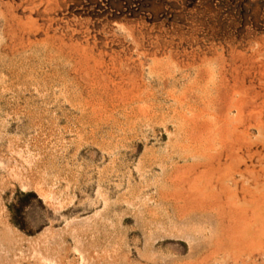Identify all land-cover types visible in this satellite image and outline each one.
Here are the masks:
<instances>
[{
	"label": "rangeland",
	"instance_id": "rangeland-1",
	"mask_svg": "<svg viewBox=\"0 0 264 264\" xmlns=\"http://www.w3.org/2000/svg\"><path fill=\"white\" fill-rule=\"evenodd\" d=\"M258 130L264 0H0V264H264Z\"/></svg>",
	"mask_w": 264,
	"mask_h": 264
},
{
	"label": "bare ground",
	"instance_id": "bare-ground-1",
	"mask_svg": "<svg viewBox=\"0 0 264 264\" xmlns=\"http://www.w3.org/2000/svg\"><path fill=\"white\" fill-rule=\"evenodd\" d=\"M258 136H260V138H264V130H258ZM261 165H262V167H264V157H262V159H261ZM234 176L237 177V172L234 173ZM239 177H243V176L239 175ZM223 183H224V186L227 188L228 187V181L226 180ZM243 184L245 185V187L247 189L252 190V192L255 194L254 198L251 196V199H254L255 203L254 202L250 203V206L255 209L254 212L256 214V217L257 218H264V206H262L260 209H257L255 207V205L257 204L258 201H261V200L264 201V183L258 182L256 176L253 173H249V174H247V178H245L243 180ZM262 222H264V221H262Z\"/></svg>",
	"mask_w": 264,
	"mask_h": 264
}]
</instances>
